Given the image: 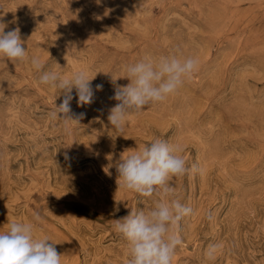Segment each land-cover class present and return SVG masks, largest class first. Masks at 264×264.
I'll return each mask as SVG.
<instances>
[{
    "label": "rangeland",
    "instance_id": "obj_1",
    "mask_svg": "<svg viewBox=\"0 0 264 264\" xmlns=\"http://www.w3.org/2000/svg\"><path fill=\"white\" fill-rule=\"evenodd\" d=\"M0 23L45 70L86 69L103 84L91 105L71 102L85 116L66 127L49 118L62 94L28 61L0 59V230L40 211L63 264H127L113 220L156 198L118 188L109 165L162 138L199 168L170 179L194 209L172 264H264V0H0ZM177 49L199 70L115 132L112 78L126 85L125 65Z\"/></svg>",
    "mask_w": 264,
    "mask_h": 264
},
{
    "label": "clouds",
    "instance_id": "obj_2",
    "mask_svg": "<svg viewBox=\"0 0 264 264\" xmlns=\"http://www.w3.org/2000/svg\"><path fill=\"white\" fill-rule=\"evenodd\" d=\"M5 28L0 23V59L13 63L28 61L40 73L39 84L58 90L57 97L63 96L49 118L63 121L66 127L79 123L85 113H73L71 102L75 99L80 107L94 103L95 93L103 89V84L91 83L97 74L90 77L88 70L81 69L65 76L59 70H45L38 56L27 55L19 28L7 32ZM198 70V58L184 56L179 49L158 59L145 56L125 65L121 78L130 81L128 84L119 85L118 78L111 77L114 94L109 99L117 102L108 109L107 120L112 129L123 133L130 116L150 104L166 101ZM181 151L166 139L154 138L109 165L118 174V188L156 198L153 207L131 209L126 216L113 220V230L126 242L127 264H172L177 248L183 244L176 229L183 219L194 214V209L174 198L175 188L170 179L195 173L199 168L196 164L188 166L179 154ZM207 218L212 219L210 212ZM45 222L40 211H33L27 221L17 219L5 224L0 230V264H63L64 254L58 253L57 243L45 234ZM219 248V244H210L206 257L213 259Z\"/></svg>",
    "mask_w": 264,
    "mask_h": 264
}]
</instances>
